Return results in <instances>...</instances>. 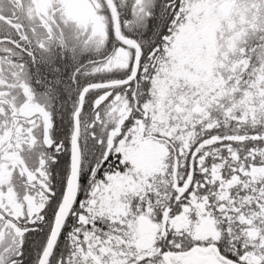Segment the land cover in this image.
<instances>
[{
	"label": "snow or ice",
	"instance_id": "6c2138e0",
	"mask_svg": "<svg viewBox=\"0 0 264 264\" xmlns=\"http://www.w3.org/2000/svg\"><path fill=\"white\" fill-rule=\"evenodd\" d=\"M0 264H264V0H0Z\"/></svg>",
	"mask_w": 264,
	"mask_h": 264
}]
</instances>
